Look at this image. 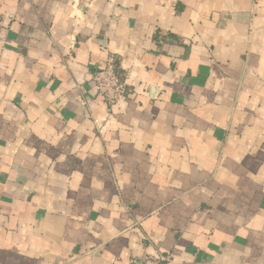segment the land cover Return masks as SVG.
I'll return each instance as SVG.
<instances>
[{"label": "crops", "instance_id": "1", "mask_svg": "<svg viewBox=\"0 0 264 264\" xmlns=\"http://www.w3.org/2000/svg\"><path fill=\"white\" fill-rule=\"evenodd\" d=\"M155 251L264 264V0H0V264Z\"/></svg>", "mask_w": 264, "mask_h": 264}, {"label": "built area", "instance_id": "2", "mask_svg": "<svg viewBox=\"0 0 264 264\" xmlns=\"http://www.w3.org/2000/svg\"><path fill=\"white\" fill-rule=\"evenodd\" d=\"M93 84L98 97L108 107H113L123 101L129 94L126 82L115 69V59L110 57L106 66L98 70L93 77ZM85 103L82 102L81 105ZM170 256L161 251L140 260H134L130 264H169Z\"/></svg>", "mask_w": 264, "mask_h": 264}]
</instances>
